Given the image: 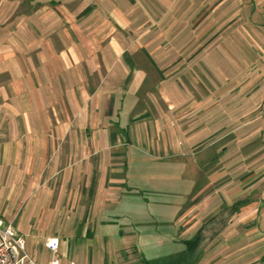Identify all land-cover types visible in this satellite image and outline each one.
<instances>
[{
	"label": "crops",
	"instance_id": "1",
	"mask_svg": "<svg viewBox=\"0 0 264 264\" xmlns=\"http://www.w3.org/2000/svg\"><path fill=\"white\" fill-rule=\"evenodd\" d=\"M246 3L0 0V218L17 230L18 220L83 226L86 237L121 218V251L125 257L129 248L139 254L135 264L223 263L229 246L213 254L206 247L230 242L226 228L246 211L244 223L254 227L257 242L264 241V136L255 154L242 160V187L230 185L226 202L213 209L199 202L215 186L186 203L192 189L150 187L136 165L180 145V125L173 119L182 121L188 110L204 113V93L185 90L189 102H177L180 79L186 74L203 79L197 65L208 66L204 52L240 44ZM231 172L230 165L221 169L226 187ZM246 193L254 199L242 198ZM4 200L14 209L3 206ZM228 208L234 218L219 217ZM159 209L170 211L167 223L178 235L157 229L158 244L166 239L161 235H173L171 242L186 247L149 263L136 246L144 223L131 221V214L161 218ZM116 255L112 264H118Z\"/></svg>",
	"mask_w": 264,
	"mask_h": 264
},
{
	"label": "rangeland",
	"instance_id": "2",
	"mask_svg": "<svg viewBox=\"0 0 264 264\" xmlns=\"http://www.w3.org/2000/svg\"><path fill=\"white\" fill-rule=\"evenodd\" d=\"M246 1L244 10L246 29L244 33L239 34L240 44L232 46L229 43V50L212 47L204 52L207 56L203 54L201 59H207L208 66L197 65V70L205 76L203 79L196 76H191L193 78L191 79L187 74L180 79L181 87H178V92L182 99L177 102H189V99L184 98L185 90L204 93V98L200 100L203 102L201 109L204 113L188 110L182 121L179 118L173 119L172 124L180 125L182 138L180 145L177 141L176 144L169 146V149L166 148L165 157L161 159L148 156L142 161L143 163L136 164L142 167L145 181L150 187L171 189L181 193L192 189L186 203L193 202L195 196L199 197L209 186H215V191L204 201L199 202V206L206 203L210 209L226 202L225 198H228V193L233 188L236 190L242 187L245 180L240 177L244 173L243 166L246 165L242 160L255 154V150L259 148L256 143L261 136H264L259 134V130L264 129V3L261 4L263 0ZM253 10H256L255 14ZM193 135L194 139L191 140ZM194 165L197 166L196 171L193 170ZM224 165L226 167L230 165L232 171V177L227 180L229 187H226L225 176L223 177L221 173ZM190 166L192 172L186 171V167L188 169ZM193 173L197 175L195 178ZM241 197L254 199L255 196L246 193ZM3 206L14 209V204L5 200ZM159 211L161 218L157 217V214V218H153L150 212L145 211L144 214L140 212L142 216L131 214V221L144 223L142 227L145 234L140 240L137 234L135 240L138 241L135 244L142 256H145V261L149 263H155L158 258L165 256L172 257L178 252H183L186 247L185 244L171 242L170 239L174 234L178 235V231L176 227L172 228L173 225L167 223L172 220L170 211L163 212L160 209ZM248 212L253 211L251 209ZM25 213L28 211L23 212L22 215ZM243 213L247 211L242 212L241 216L234 220L232 219L235 215H232L229 208L219 214V217L228 214L229 219L232 220L226 228L230 242L208 244L209 246L206 247L208 253L213 254L221 245L229 246L225 261L219 264H264L263 259L258 261L259 255L264 256V241L257 242L258 239L254 237L257 232H254V227L249 221L244 223ZM204 214H201V218ZM163 220L165 222H162ZM13 223L26 237L29 253L40 264H49L52 259V253L45 244L50 235H58L62 241L59 253L62 264H70L71 261L76 264H112L115 252L118 264H135L137 260L139 261V254H132L130 248L127 249L126 257L124 256L126 250L121 251L122 247H125V241L117 233L123 224L121 218L102 225L99 227L100 230H97V234L89 237H86L83 226H62L57 223L48 225L46 222L40 226L36 222L27 225L19 220ZM92 229L94 230L95 227ZM157 229L162 231L160 232L162 234L166 232L173 235H161L162 238L166 236V239L158 244ZM110 234L113 237L105 236ZM234 238L239 240L233 242ZM189 263L188 259L183 262V264Z\"/></svg>",
	"mask_w": 264,
	"mask_h": 264
},
{
	"label": "built area",
	"instance_id": "3",
	"mask_svg": "<svg viewBox=\"0 0 264 264\" xmlns=\"http://www.w3.org/2000/svg\"><path fill=\"white\" fill-rule=\"evenodd\" d=\"M46 247L52 253L49 264H62L59 257V237L47 238ZM0 264H40L29 253L26 237L2 218H0ZM70 264L76 263L71 261Z\"/></svg>",
	"mask_w": 264,
	"mask_h": 264
}]
</instances>
